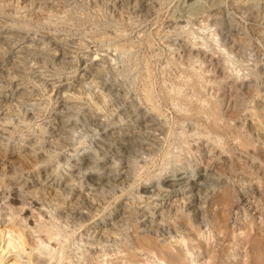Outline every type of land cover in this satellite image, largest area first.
Here are the masks:
<instances>
[{
    "label": "bare ground",
    "instance_id": "6f19581e",
    "mask_svg": "<svg viewBox=\"0 0 264 264\" xmlns=\"http://www.w3.org/2000/svg\"><path fill=\"white\" fill-rule=\"evenodd\" d=\"M118 1L116 10L121 16L125 12L130 16L121 22L116 15L118 53L114 59L122 62L116 73L123 77L116 91V126L112 127L116 131L111 132L112 124L102 121V125H94L99 139H92L82 149L69 151L66 148L71 145L70 135L75 127L58 125L53 132H59L53 141L46 143L45 137H39L30 144L25 154L28 163L10 155L24 145L18 142L14 147L8 137L0 139V158L12 160L1 175L15 180L6 184L9 190L0 199H11L5 203L0 201V208L17 214L31 205L41 217L44 209L50 215L42 227L46 237L41 244L46 252H40L48 257L41 259L34 252L24 256L20 250L14 253L15 259L11 258L10 264H67L68 261L72 264H141L140 257H144L145 264H188L190 261L244 264V256L264 258L260 238L250 232L254 221L252 210L241 209L244 200L246 205L251 203L250 199H257L262 203L259 217L264 219V135H257L255 126L245 127L243 122V112L253 102L255 90L264 89V62L258 53L248 57L251 39L246 28H238L220 11L208 15L209 23L198 27L201 33L194 29V21L175 22L176 27L168 34L176 39L165 42L168 59L160 63L158 60L164 50L156 51L150 36L126 38L135 23L148 17V8L140 9L144 6L143 0L120 1L121 5ZM36 3L37 0H28L26 6ZM38 7L44 8L43 3L39 2ZM30 23L16 21L5 10V1L0 0V33L8 29L6 24L14 28L13 31L18 28L28 32L33 27ZM13 31L10 33L15 36ZM24 38L21 35L16 40L20 42ZM48 42L56 45L50 60H60L63 39L52 38ZM14 43L12 38L0 37V59ZM27 43L36 45L34 39ZM143 44L149 54L140 57L138 53ZM23 48L35 51L29 46ZM95 60L91 61V66L96 64ZM156 63L161 64L159 74L169 80L159 90L153 87ZM10 68L0 70L1 88L24 83H13L18 74ZM247 68L254 70L257 80H248L249 74L244 73ZM94 69L102 72L100 66ZM138 78L141 84L137 83ZM86 83L93 85V81L85 82L80 88H85ZM21 90L10 95L0 92V126H6L15 116L12 101L24 96L25 89ZM66 90L69 91V87ZM87 90L93 91L89 86ZM56 95L63 97L57 108L62 123L71 96L62 95L60 88ZM165 103L173 105L172 116ZM48 132L46 125L41 126L39 133ZM3 135L4 132L0 138ZM86 148L91 151L82 152ZM40 149L45 152L39 154ZM187 154L193 158L189 159ZM183 160L186 162L182 163ZM173 166L171 175L163 174ZM31 177L33 186H39L40 190L25 188L30 185ZM235 177L249 184L243 194L233 186ZM49 178L56 183L46 182ZM70 182L77 184L80 191L76 192ZM16 185L12 197L11 190ZM86 186L84 194L82 190ZM52 187V193L67 204L65 210H59L60 206L52 199L37 198L38 193H48ZM143 198L145 212L142 215L136 214V207L122 202L128 199L137 203ZM93 200L101 202L99 214L93 212ZM234 210H238L239 215L236 222L230 224ZM97 214L101 216L91 222ZM237 226L247 235L244 254L238 250ZM5 233L9 237L5 239L3 250L27 245L24 235L14 227H9ZM3 253L0 264L8 261V252Z\"/></svg>",
    "mask_w": 264,
    "mask_h": 264
},
{
    "label": "rangeland",
    "instance_id": "374dc122",
    "mask_svg": "<svg viewBox=\"0 0 264 264\" xmlns=\"http://www.w3.org/2000/svg\"><path fill=\"white\" fill-rule=\"evenodd\" d=\"M4 1L5 10L10 12L16 21L31 22L30 24L33 25L28 32L27 29L22 30V32L21 29L18 28H15V31H13L14 28L7 25L9 24L7 23L6 26L8 29L0 33L1 38H12V41L16 42L12 47L8 48V53L4 57L5 59H0V70L5 71L7 68L11 67L10 69H12L15 74H18V76L14 78L13 83L17 84L20 81L24 82L17 87L16 85L15 87H0V92L10 95L12 93L16 94L20 89H22L21 91L25 89L23 97H15L12 101L16 109L14 111L15 116L12 118L11 122L6 126H0V136L4 132L3 137L0 138L1 140H3L4 137H8L9 143L12 144V146L15 147L16 144V146H18V142L24 145L22 149L10 152V155L21 157L28 163L29 160L25 154L29 152L28 148L30 144L39 137H45L43 141L46 143L53 141L59 132H53L58 125L65 126L68 124L69 126L75 127L70 135L71 145L66 148L69 151L75 148L82 149L85 145L90 143L92 139H99V137L95 135L96 130L94 125H98L99 123L102 125V121L103 123L106 122V124H112L109 130L115 132L116 129H112V127L116 126V91L120 88L119 82L123 79L122 76L116 73L122 66V62H116L115 60L116 54L118 53H116V15H118L120 21L123 22L130 14L125 12V14L121 16L120 11L116 10V0H37L36 6L33 5L30 7L26 6L28 0ZM120 1L127 2L128 0ZM120 1L118 2L121 5L122 3ZM39 2L43 3L44 8L38 7ZM3 3L2 1V4ZM142 6L143 7L140 9L148 8V17L135 23L128 34L126 33V38L130 36L133 38L143 37L144 34V36H150L154 42L155 49L157 48L156 51L158 48L159 50L162 48L164 50V54H162L158 60L160 63L166 62L168 59L167 55L169 51L167 50L168 46L165 42L168 39L172 41L176 39L173 34H168L173 27H176L175 22L182 23L188 20L194 21V29L198 30L200 25L203 26L207 24V22L209 23L208 15L210 13L219 11L222 12L223 16L226 15L227 18L231 19L232 23L238 26V28H246L245 32L250 37L249 39H251L250 47L247 51L248 57L252 58L253 55L258 53L263 60L262 63L264 62V0H143ZM2 17L6 18L7 16L3 15ZM38 18H42L43 20L36 21ZM206 19L207 21H205ZM119 27H122V24L121 26L119 24ZM11 31L15 32L16 35L12 36L10 33ZM198 31L201 33V30ZM21 35L25 38L17 42L16 37H20ZM52 38L63 39V45L60 47V50L62 48L60 52L62 57L56 62L50 60L54 53V47L56 46H51L48 42L52 40ZM32 39L36 41V45H28L30 43L27 42ZM24 46H29L30 49L35 51H28L23 48ZM139 50L138 54L140 57L149 54V49L146 45L144 46V44ZM166 52H168V54ZM94 60L96 64L91 66L90 63ZM160 63H156L155 65L156 78L153 87H155L156 90L165 86V83H169L168 79L159 74L161 69ZM249 63L251 64L252 61ZM97 65L102 68V72L94 69V67L98 68ZM174 70H176V67H174ZM244 73L249 74L248 80H257V75L251 68L245 69ZM140 78L136 79L139 84L142 83ZM91 81H93V85H88L86 83V89L80 88L85 82L89 83ZM88 86L93 89L92 92L87 90ZM68 87L70 89L69 91L66 90ZM59 88L61 89L62 95L71 96L66 116L64 118L62 117L65 122L62 123L58 115L59 109H57L63 98H59L58 95H56ZM252 99L253 102H251L243 112V122L245 127L250 124L255 126L257 135L259 133L264 135V89L255 90ZM90 105H92L93 108ZM165 105L167 112L172 116L174 112L173 105L167 103H165ZM59 122L61 124H58ZM43 125H46L50 132L44 134L39 133ZM136 126L139 127V124L137 123ZM93 136L96 137L93 138ZM90 151L91 150L88 148L82 150V152ZM44 152V149L38 151L39 154ZM190 156L191 155L187 157L189 159L193 158V156ZM111 157L112 156H110V158ZM11 161L10 159L2 160L0 158V198L9 190L6 189V184L15 181L13 178H7L1 175L3 169L5 170ZM206 161L207 160H205V162ZM185 162L186 160L182 161V163ZM174 168V166L168 168L163 174L168 173L167 175H171ZM71 169L74 170L75 168ZM27 172L28 170L25 171V173ZM68 175L69 173H67V176ZM22 179L18 182L21 183ZM32 180L31 177L29 179L30 185L25 186V188L40 190L39 186L36 187L35 184L33 186ZM46 182L49 184L56 183L54 180H51V178ZM70 184L74 185L76 192L80 191V187L77 186V184H74V182H70ZM233 184L241 194H243V189L249 186V184L244 183L240 177H235V179H233ZM17 186L18 185L14 186L12 188L13 190H11L12 197L15 196ZM52 191H54L53 187L48 193L40 192L37 198L44 197L52 199L55 205L60 206L59 210H65L67 204L62 200L60 201ZM82 192L84 194L87 193V186ZM10 199L11 198L0 199V201L1 203H5L10 201ZM122 200L124 205H128L132 208L136 207L137 215L144 214V198L139 199L137 203L133 201L130 202L128 199ZM249 202L251 203L245 205L246 200H244L241 209L242 211L245 209L252 210L254 221L250 232L252 236L260 238L262 247L264 248V219L259 217V212H262V203L257 199H250ZM100 205L101 202H99V200H93L94 214L98 213ZM85 213H87L86 210ZM232 213L230 224H234L239 215L237 214L239 213L238 210H234ZM98 214L95 215L91 222H94L101 216ZM241 215L240 213V216ZM49 217L50 215L47 213L46 209H44V216L41 217L37 210H32L31 205H27L23 211L17 214L12 213V211L7 208H0V252H2L0 256L4 254L3 252H8V261L6 264L13 262L15 259L14 253L20 250V252H23L24 256L27 255L28 252H34V254L39 255L41 259H46L48 257L46 254H41L40 252H46V250L42 249L43 245L41 244L42 239L46 237V233L43 231L42 227L45 224V219H49ZM248 218L250 219V216H248ZM9 227H14L24 235L27 240V245L25 247L19 246L16 249L3 250L4 243L9 237L8 234L5 235V231H7ZM3 235L6 237H2ZM235 236L240 240L238 250L241 252L244 251V254L246 250L244 247V238H247V235L244 233L242 234L237 226ZM52 242L54 244L57 243L56 241ZM183 247H186L185 244H183ZM72 248L73 246L71 249ZM71 249H69V251H71ZM188 256H191V254ZM140 258L143 259L141 264H145L144 257ZM243 262L244 264H248L249 262L250 264H264V258H259L255 255H252L250 258L244 256ZM68 263L72 264L70 261H68L67 264ZM189 263L195 264V262L192 261ZM199 263L206 264L205 262L203 263V261ZM49 264H52V262Z\"/></svg>",
    "mask_w": 264,
    "mask_h": 264
}]
</instances>
